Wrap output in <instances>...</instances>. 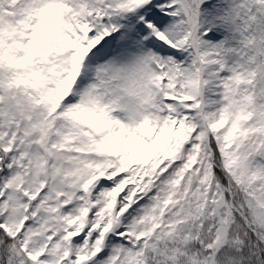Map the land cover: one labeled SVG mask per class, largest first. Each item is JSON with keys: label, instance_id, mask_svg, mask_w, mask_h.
<instances>
[{"label": "snow or ice", "instance_id": "snow-or-ice-1", "mask_svg": "<svg viewBox=\"0 0 264 264\" xmlns=\"http://www.w3.org/2000/svg\"><path fill=\"white\" fill-rule=\"evenodd\" d=\"M0 264H264V0H0Z\"/></svg>", "mask_w": 264, "mask_h": 264}]
</instances>
